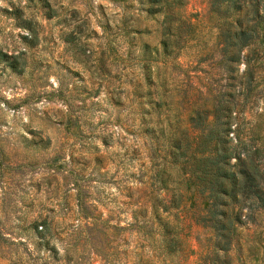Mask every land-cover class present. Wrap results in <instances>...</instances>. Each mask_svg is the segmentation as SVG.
I'll list each match as a JSON object with an SVG mask.
<instances>
[{"label": "rangeland", "instance_id": "obj_1", "mask_svg": "<svg viewBox=\"0 0 264 264\" xmlns=\"http://www.w3.org/2000/svg\"><path fill=\"white\" fill-rule=\"evenodd\" d=\"M239 4L0 0V264H264V214L217 248L185 172L216 105L264 179V23L216 37Z\"/></svg>", "mask_w": 264, "mask_h": 264}, {"label": "trees", "instance_id": "obj_2", "mask_svg": "<svg viewBox=\"0 0 264 264\" xmlns=\"http://www.w3.org/2000/svg\"><path fill=\"white\" fill-rule=\"evenodd\" d=\"M239 1L210 0V4L220 10V4L226 2L227 6L222 8L225 12L228 7L239 9ZM246 8L244 19L236 15L227 20L225 15V22L216 34L224 45L235 47L231 57H237L241 48L255 37L257 23H264V0H246ZM231 24H234L232 29ZM217 111L214 105L204 111L201 120L197 115L192 118L197 132L190 145L185 142L188 153L185 172L191 187L190 205L196 210L192 212L195 220L209 226L217 248L225 250L232 245L231 233L236 224L245 218L253 219L260 211L264 214V179L262 164L244 143L240 148L243 150L233 152L225 136L234 127L230 128L227 118L219 120ZM231 157H235L232 163ZM199 196L203 199L197 202Z\"/></svg>", "mask_w": 264, "mask_h": 264}]
</instances>
